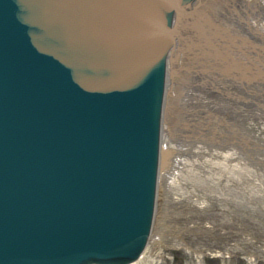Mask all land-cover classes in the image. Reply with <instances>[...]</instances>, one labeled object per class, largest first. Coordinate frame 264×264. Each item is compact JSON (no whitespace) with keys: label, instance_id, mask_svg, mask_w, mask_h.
<instances>
[{"label":"water","instance_id":"1","mask_svg":"<svg viewBox=\"0 0 264 264\" xmlns=\"http://www.w3.org/2000/svg\"><path fill=\"white\" fill-rule=\"evenodd\" d=\"M211 20L205 0H0V264L135 262L174 156L168 67Z\"/></svg>","mask_w":264,"mask_h":264},{"label":"rangeland","instance_id":"2","mask_svg":"<svg viewBox=\"0 0 264 264\" xmlns=\"http://www.w3.org/2000/svg\"><path fill=\"white\" fill-rule=\"evenodd\" d=\"M206 4L208 3L205 0V6H207ZM209 5L212 8V4ZM214 6L216 7V4ZM182 81L181 79L177 83L179 86L176 84V91L180 87L179 92L177 91L178 96L181 92L182 94L186 92L184 96L187 94V97L191 96V90L193 91L192 86L189 83L187 84V82L184 84ZM177 92L175 96L167 97L164 112L163 139L173 147L171 150L174 151V156L171 159L170 167L162 171L159 183V201L153 238L156 235L162 234L161 242H163V245L161 242H156L157 244L153 240L151 242L155 250H159L162 247L164 260H159V255H153L151 261L143 264H198V252L205 253L201 257L205 264H264V113L256 115V113H253V110L252 113L255 116L251 113V118H254L251 122L235 119L237 120L236 122H239L236 126L233 122L230 123V126H221L222 121H219V117L224 114V110L216 108L215 112L212 110V113H210L211 110L208 111L210 108L208 107L207 110L204 105L203 108L205 110L202 108L198 111L195 108V112L200 113L198 115L199 118L204 115L205 118L203 117L202 119L210 122L208 123L210 130L202 128L199 142L194 137L196 135H192L193 132L191 131L196 122L192 123L193 125L191 126L180 124L184 115H187L184 107L186 103L191 104V101L186 97L183 98L182 94L178 97ZM175 98L179 99L176 100ZM180 98H183V100ZM231 103L230 105L227 104L230 106H228V114L230 112L234 113L230 109L232 107L236 108L240 104V101L236 100L235 103L231 101ZM213 112L216 114V117ZM175 115H178V119H176ZM178 120L181 122H178ZM230 121L232 120L230 119ZM166 126H169L167 133ZM230 129L233 130L230 131ZM194 130L197 131L196 128ZM231 132L233 133L231 134ZM250 132H254V138L250 136ZM227 137L231 138H229L230 142H228L229 140H225ZM236 143L239 145L237 146ZM178 148L181 151H178ZM245 148H247V153L245 152ZM254 148L257 152L253 151ZM223 149L225 151L230 149L233 151L239 150L238 153L241 151L239 155H242V158L229 157L228 159H223L221 157V154L225 152ZM178 152L180 153L178 154ZM178 160L188 163L186 165L185 163L177 165ZM234 166L235 169L233 171L240 179L228 180L227 177L229 176L227 174L229 173V169ZM212 167L215 169L213 168V170ZM247 170H250L252 173ZM219 175L221 176L219 177ZM254 186L255 188H253ZM190 203L194 205L204 204L202 206L204 210L197 212L196 209V212L193 213L182 212L181 210L187 208V205ZM222 205L225 209L233 210L232 213L229 214L220 210L218 207H222ZM248 242H251V246L254 248L263 249L261 251L263 254L260 253L254 263H251L247 259L246 256L249 254L247 250L234 248L242 243L249 249L250 245ZM214 251H218L216 252L218 254H215ZM225 252L227 255L224 254Z\"/></svg>","mask_w":264,"mask_h":264},{"label":"bare ground","instance_id":"3","mask_svg":"<svg viewBox=\"0 0 264 264\" xmlns=\"http://www.w3.org/2000/svg\"><path fill=\"white\" fill-rule=\"evenodd\" d=\"M206 1L208 4H206L207 6H205V9L207 10V14L210 16V20L212 19L211 23H210L212 25L208 26L209 28H207L203 31L201 37L199 38L200 39L199 43H196L195 46H190L189 44L188 45H186V44L182 45L181 44V46L177 49V53L179 54L178 61L175 62L173 60L169 64V67H168L170 82L168 85L169 93H168L167 97L175 96L176 92L178 90H180V87H179V89H177V91H176V84L179 83V81L181 79L183 80L182 82L184 84L187 82V84L189 83V85L192 86L191 88H193V91L190 89L191 90V94H190L191 96H189V97H187L188 94L186 96H184V94L186 92L183 91L184 94H182V92H181V94L183 95L182 97L183 98L186 97L187 99H189V101H191V104L186 103V105L184 107V109H185L184 111L187 112V115H184V117L182 119V123H180V124L181 125L186 124V125L191 126V125H193L192 123L196 122V123H194L196 125H194V127L191 128V131L193 132L192 135H196L194 137L199 142H200V138H201L200 134L202 133L201 132L202 128L204 130L209 129L210 125L208 123H210V122H206V119H202L204 117V115L200 116V118H199L198 115L200 113L198 114L197 112H195V108H197V110L199 111V109H202L204 106L206 109L209 107L210 109L209 110L207 109V110L208 111L211 110L210 113H212V110L214 111L216 108L217 109L220 108L221 110H224L223 111L224 114L221 115V117H219L220 120L215 118L219 121H222L221 126L222 125L230 126L231 125L230 123H232V122L235 123V126H236L239 123L236 121L237 120L242 121V119L247 121V122H251L252 119H254V118H251V113L253 110H254L253 113H256V115H259V113H264V0H242V2L240 0L239 1L238 0H212L211 2H210V0H206ZM209 4H212V8L210 7L211 5H209ZM214 4H216V7L214 6ZM225 37L226 38L232 37V38L231 39H224ZM217 41H219L220 43H217ZM228 41L230 43H232L231 41L236 42V46H238L239 44H241V45L243 44V48L241 49V51L236 50L237 48L236 49L232 48V50H229L226 47V46L229 47V45H230V43ZM177 86H179V85L177 84ZM188 88H189V86H188ZM178 92H177V96H178ZM180 95L178 97H180ZM177 96H176V98H177ZM183 98H180V99L183 100ZM178 99H176V100H178ZM236 100H239L240 104L239 105L236 104L237 105L236 108L232 107L230 109L231 111H234V113L230 112V114H228V112H229L228 109L230 107L229 105H230L231 101H233L235 103ZM179 102L181 103V101H179ZM184 104H185V102H184ZM227 104H229V105H227ZM171 105H173V104H171ZM171 105H169V106H171ZM183 106H182V108H183ZM231 106H232V103H231ZM175 108H176V106H175ZM205 108H203V110H205ZM181 111H183V110H181ZM190 112H192V113H190ZM188 113H190V114H188ZM178 115L177 116L175 115L177 117V118L175 117L176 119H178ZM205 116H207V115H205ZM215 117H216V114H215ZM230 119L232 121L229 122ZM235 119H237V120H235ZM178 122H181V121L178 120ZM244 124H245V122H244ZM250 124L252 125V123H250ZM194 128H196L197 131H195ZM252 128H253V126H252ZM165 129H166V133H167L169 130V126H166ZM231 130H233V129H230V131ZM223 131H224V129H223ZM232 133L233 132H231V134ZM233 135H235V134H233ZM250 136H252L254 138V132L253 133L250 132ZM163 137H164V127H163ZM229 138L230 137H227L225 140L226 141L229 140L228 142H230L231 138L230 139ZM205 140H207V139L205 138ZM233 141H234V139H233ZM237 142H239V141L237 140ZM203 143H204V141H203ZM247 144H250V143H247ZM163 145H165V147H167L169 149L173 148L171 145H169L167 142H165L164 139H163ZM238 145L239 144H237V146ZM245 147H247V146H245ZM255 148L253 149V151L255 150ZM246 149L247 148H245V152L247 153ZM249 149H252V148L250 147ZM223 150L225 151V149H223ZM233 150H234V148H233ZM233 150L230 149L228 151H225L224 153L221 152L222 153L221 157L223 159H228L229 157L230 158L236 157L239 159L242 158L241 157L242 155H239L241 153V151L238 153L239 150L238 151H233ZM178 151H181V150L178 148ZM255 151L257 152V150H255ZM179 153L180 152H178V154ZM181 163H185V161L184 162H183V160L177 161V165L181 164ZM186 163H188V162H186ZM186 163H185V165H186ZM219 163H220V161H219ZM207 167H209V166L207 165ZM213 168L214 167H212V169ZM234 169H235V166L231 167L229 169V173L227 174V176H229L231 178L227 177L228 180H231V179L234 180L236 178H239V176L235 175V173L233 171ZM247 171H250V170H247ZM220 176L221 175H219V177ZM253 188H255V186ZM168 189H169V187H168ZM241 197H243V196H241ZM235 198L237 199V197H235ZM205 202H203V203H205ZM200 203H202V202H200ZM202 206H204V204L194 205V204L190 203L187 205V208H183L181 211L186 212V213H190V212L193 213V212H196V209H197V212H200V211L204 210ZM188 207H189V209H188ZM218 208H220V210H222L224 212H228L229 214H231L233 211L231 209H225V207L223 205H222V207H218ZM156 216H157V214H156ZM156 219L157 218L155 217L154 228H155ZM252 236H254V235H252ZM162 237H163L162 234L156 235L155 238H153V235H152L150 240H149V243H147L146 247L141 252L140 256L137 259H135V262H133L132 264L148 263L149 261L152 260L153 255H159V257H158L159 260L163 261L164 260L163 259V256H164L163 252L164 251H163L162 247L159 250H155V247L151 244L152 240L155 243L161 242ZM162 243L163 242H161V244ZM248 244L250 246L252 245L251 242H248ZM238 245L239 246H236V247L233 246V247L235 249L237 248V249H241V250H247V252L249 254L246 257L251 263H254V261L257 259L259 254L262 253L261 251L263 250V249L254 248L252 246L251 247L249 246L248 247L249 249H247V246H244L242 243H240ZM230 246H232V245H230ZM228 247H229V245H228ZM216 252H218V251H214L215 254H218ZM220 252H222V251H220ZM226 252L224 254H226ZM203 254H205V253L204 252H198V264H205L204 260L201 258V257H203ZM215 254H214V256H215ZM152 263H153V261H152Z\"/></svg>","mask_w":264,"mask_h":264},{"label":"flooded vegetation","instance_id":"4","mask_svg":"<svg viewBox=\"0 0 264 264\" xmlns=\"http://www.w3.org/2000/svg\"><path fill=\"white\" fill-rule=\"evenodd\" d=\"M239 1V0H238ZM242 2V0H240ZM254 46V45H253Z\"/></svg>","mask_w":264,"mask_h":264}]
</instances>
